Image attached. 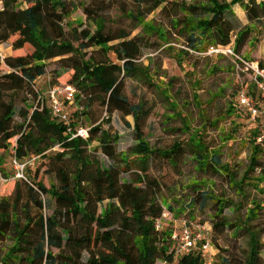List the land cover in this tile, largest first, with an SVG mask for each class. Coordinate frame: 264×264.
<instances>
[{
	"label": "trees",
	"instance_id": "1",
	"mask_svg": "<svg viewBox=\"0 0 264 264\" xmlns=\"http://www.w3.org/2000/svg\"><path fill=\"white\" fill-rule=\"evenodd\" d=\"M136 1L140 9L128 16L142 24L145 13L141 5L150 4L151 11L166 0ZM0 2V44L17 35L12 42L14 50L27 44L32 47L29 53L8 55L3 62L0 60V149H8L9 143L17 137L16 158L25 162L34 156L39 160L48 155L56 166L58 178V184L47 187L36 180L30 166L26 167L24 173L29 191L34 194V205L40 211L50 207L52 200L55 205L50 216L41 214L36 221L26 209L23 227L10 196L0 195V237L14 235L13 244L0 264H10L11 260L26 264H157L158 261L208 264L201 250L204 240L198 241L189 252L177 253L178 240L173 238V233L157 227V221L164 216L165 204L160 200L159 181L150 176V160L158 156L172 161L181 157L184 149L182 142L165 149L151 146L142 129L149 110L143 102L132 103L125 93L126 78L139 73L147 75L148 69L141 61L143 36L130 38L126 31L117 36L107 34L104 19L89 6L83 9L95 29H80L81 25L71 20L74 9L69 0H25V7L18 6L19 0ZM171 3L163 10H170L167 12L170 25L186 38L190 50L206 52L213 48H230L238 56L237 61L243 63L239 57L249 61L244 49L256 37L252 36L250 26L241 25L234 6L241 4L248 20L261 24L264 0H173ZM116 39L119 42L111 44ZM89 48L94 50L88 52ZM183 52L187 54L188 50ZM56 58L58 67L48 73L47 61ZM258 63L264 69V60ZM49 75L51 86L67 75L65 84L76 88L74 103L67 104L69 123L54 116L49 96L37 86L39 80ZM20 93L27 94L28 98L18 111L16 98ZM245 93L255 106H259L261 101L256 104L252 96ZM239 98L240 93L238 101ZM95 105L106 111L108 123L115 112L123 117L132 115L136 143L118 152L116 145L121 135L114 133L111 126L105 128L101 122L86 126L87 138H72L78 128L85 127L82 120ZM234 109L232 106L231 113ZM16 114L21 122H15ZM253 120L249 165L239 179L222 164L219 152L211 155L199 136L189 138L199 169L207 171L210 168L228 175L231 186L245 197L244 188L250 179L256 182L255 187L264 182V148L257 142L263 129L262 118L257 116ZM94 141L113 164L105 166L98 157L92 156L89 146ZM66 159L72 160L74 166H68ZM132 162L137 163L139 170L128 179L122 178L132 169ZM0 172L4 173L1 157ZM41 195L50 199H41ZM201 197L203 205L210 200L217 207L213 219L215 233L220 235L227 228L243 229L249 238L247 264H259L262 234L251 223L259 218L264 205L251 200L244 218L238 217V222H231L224 211L234 207L238 212L243 206L241 202L235 204L210 189L202 192ZM192 203L196 204V200H191L190 205ZM35 225L39 227V235L34 234ZM54 248L60 252L54 253ZM100 248L109 254H100Z\"/></svg>",
	"mask_w": 264,
	"mask_h": 264
},
{
	"label": "rangeland",
	"instance_id": "2",
	"mask_svg": "<svg viewBox=\"0 0 264 264\" xmlns=\"http://www.w3.org/2000/svg\"><path fill=\"white\" fill-rule=\"evenodd\" d=\"M24 1L19 0L18 6L25 7ZM171 2L173 0H166L151 11L150 4H142L141 9L145 13V19L142 24H139L128 16L140 9L136 0H69L71 9H74L71 20L81 25L80 29L85 27L95 29V25L91 24L92 21L88 19L83 9V6H89L97 12L96 15L104 19L107 34L117 36L121 31H126L130 33V38L136 35L143 36L141 61L148 69L147 75L139 73L134 77L126 78L125 93L132 103L143 102L145 108L149 110L142 129L151 146L165 149L175 142H182L184 149L183 155L172 161L158 156H153L150 160V176L159 181L160 200L165 204L160 228L172 232L173 235L176 234L179 238L181 220L187 219L195 226L203 227L207 232L213 253L212 264H247L249 251L247 233L243 229L227 228L222 234H216L213 219L217 207L210 200L203 205L201 194L210 189L232 200L235 204L241 202L243 206L238 212L234 207H227L224 211L231 222H238V217L244 218L247 208L251 206V200H257L264 205V182L255 187L256 182L250 179L244 188L246 197L242 196L236 187L231 186L228 175L210 168L207 171L199 169L192 155L193 149L189 138L199 136L207 145L210 154L219 152L222 164L236 174L238 179L241 178L249 165L250 140L255 122L248 109L240 107L238 94L242 91L248 92L256 104L263 98L254 80L253 70L237 61L238 56L227 51L228 48H221L223 51L206 52H197L188 48L186 38L180 36L178 31L172 29L170 25L167 14L170 10H163L164 6H170ZM234 10L241 25L250 26L253 31L252 36L256 37L244 50L248 63L264 60V20L261 24L251 23L241 4H236ZM16 37L17 35H14L8 42L0 44L2 62L8 55L26 54L32 51L29 44L22 49L14 50L12 42ZM118 42L119 40L116 39L111 44ZM93 50L89 48L88 52ZM185 50H188L187 54H184ZM57 60L58 58L47 61L48 73L58 67ZM51 81L52 77L49 75L38 81L37 86L47 91ZM66 81L67 75H64L59 79L57 86L65 85ZM26 98L28 96L25 93L17 95L18 111L25 106ZM232 106L235 107L233 113L230 111ZM14 120L22 121L18 114L14 116ZM107 120L106 111L95 105V109H91L90 114L85 115L82 122L85 127L100 122L105 128L111 126L114 133L121 135L116 145L118 152H124L136 143V134L133 129L135 119L132 115L123 117L120 112H115L111 116V123ZM16 140L17 137L13 139L14 142L9 143L8 149H0L4 169V173L0 172V195L10 196V202L15 205L14 211L23 227L26 221V209L36 221L41 214L50 216L53 213L55 201L52 200L50 207L46 206L42 211L32 202L34 194L29 191V184L16 175L11 165ZM89 150L92 156L102 161L103 165L109 166L114 163L102 153V149L98 148L97 141L90 144ZM66 164L70 167L74 166V162L70 159H66ZM27 166L33 170L36 180L47 187L58 184L56 166L52 160L50 161L48 155L31 161ZM131 168L129 172L122 175V178L128 179L139 170L137 163L134 162L131 163ZM216 168L222 170L220 167ZM256 176H259V173H256ZM40 197L50 199L47 195ZM191 200H196V204L190 205ZM107 202L108 199L105 200V203ZM251 224L262 234L263 245L258 263L264 264V210L260 211L259 218ZM34 230V234L39 235L37 225L34 226ZM195 230L197 231L196 227ZM13 237V234L0 237V261L8 248L12 246ZM53 251L56 254L60 252L56 248ZM99 253L109 254L103 248L99 249ZM9 262L10 264H26L18 260ZM157 264L164 263L158 261Z\"/></svg>",
	"mask_w": 264,
	"mask_h": 264
},
{
	"label": "built area",
	"instance_id": "3",
	"mask_svg": "<svg viewBox=\"0 0 264 264\" xmlns=\"http://www.w3.org/2000/svg\"><path fill=\"white\" fill-rule=\"evenodd\" d=\"M1 4V2H0ZM211 51H223L221 48H213ZM227 51L233 53V51L228 48ZM239 59L250 67L253 70L254 80L259 88V91L262 95V101L259 103V106H255L245 91L240 93V105H243L248 109L251 114L252 119H255L257 116L262 118V133L258 136L257 142L264 148V69L260 68L259 63H248L249 61H244L240 57ZM49 96L50 107L54 116L58 117L61 120H64L69 123V112L67 109V104H73L76 94V88L71 84H65L63 86H50L45 93ZM71 131V127L68 128ZM81 136L83 138L88 137V128L80 127L77 132L72 135L73 137ZM15 148V147H14ZM13 148V150H14ZM36 156L32 157L30 160L21 162L14 155L11 159V165L16 171V175L27 180L25 176V169L31 161L36 160ZM264 158V156H263ZM161 219L157 221V227L160 228ZM197 228V231L195 230ZM174 239L178 240L176 246L177 253L189 252L196 243L200 240H204L201 246L202 253L208 264L213 262V253L211 252L210 239L207 232L201 226H195L192 222L187 219L181 220V232L179 238L176 234L173 235Z\"/></svg>",
	"mask_w": 264,
	"mask_h": 264
},
{
	"label": "crops",
	"instance_id": "4",
	"mask_svg": "<svg viewBox=\"0 0 264 264\" xmlns=\"http://www.w3.org/2000/svg\"><path fill=\"white\" fill-rule=\"evenodd\" d=\"M247 46H249V45H246V47H247ZM246 47H245V48H246ZM244 50H245V49H244ZM39 81H40V80H39ZM42 89H43V87H42ZM43 91H44V90H43Z\"/></svg>",
	"mask_w": 264,
	"mask_h": 264
}]
</instances>
